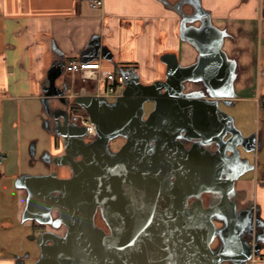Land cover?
Returning <instances> with one entry per match:
<instances>
[{"label": "crops", "instance_id": "crops-1", "mask_svg": "<svg viewBox=\"0 0 264 264\" xmlns=\"http://www.w3.org/2000/svg\"><path fill=\"white\" fill-rule=\"evenodd\" d=\"M96 1L0 0V196L14 188L18 223L34 221L54 236L68 234L61 209L30 213L32 183L51 175L74 177L81 160L68 153L67 125L74 124L73 111L87 113L77 99L97 94L103 71L125 72L133 83L151 85L165 82L176 64L180 71L193 70L180 80V94L218 108L249 102L258 110L257 97L264 96V0H102L95 6ZM76 60L99 62L101 69L67 72ZM228 118L229 133L235 132L233 186L213 191L218 201L211 209L220 230L231 227L258 253L221 264H264V118L257 112L256 130L248 135ZM87 137L93 142L98 134ZM4 139L12 141L10 149ZM184 142L188 149L213 144L199 135ZM244 151L254 154V162L245 161ZM248 171L252 176L242 177ZM10 219L0 213V239ZM38 239L33 240L41 250ZM1 243L0 264H19Z\"/></svg>", "mask_w": 264, "mask_h": 264}, {"label": "water", "instance_id": "water-1", "mask_svg": "<svg viewBox=\"0 0 264 264\" xmlns=\"http://www.w3.org/2000/svg\"><path fill=\"white\" fill-rule=\"evenodd\" d=\"M191 72L193 70L180 71L175 64L165 82L143 85L133 83L130 78L115 105L96 95H82L77 99L96 124L98 136L108 139V144L109 138L119 131L127 133L130 141L145 137L156 141L155 157L146 164L166 162L168 167H158L163 174H160L157 187L153 188L160 191L168 177H176L171 195L179 204L175 206L177 210L163 217L161 207L157 205L151 210L152 217L145 219L124 217L120 208L111 214L110 206L117 204L119 189L124 192L128 179L122 177L116 186L110 180L109 171L118 166L121 153L110 151V144L106 145L99 138L88 144L85 127L67 125V150L71 157L81 155L83 159L77 163L71 179H60L55 175L36 179L32 183L35 195L32 203L38 205L37 212L58 206L68 226V234L66 237L40 236V261L34 264H63L65 258L83 264H221L228 260H244L254 251L258 253L252 244L243 241L228 226L219 232L221 246L211 249L210 243L217 233L211 220L213 210L197 201L192 204L190 214L184 211L189 195L202 190L232 189L233 186V178L222 177L226 172V164L221 165L222 157L195 145L188 149L184 142L199 135L209 143L220 144L224 136L235 135L232 129L229 133L228 115L216 104L180 94L179 82ZM224 76L225 73L221 80ZM146 102H154V108L148 119L143 120ZM96 152L100 154L99 161L95 158ZM144 157L147 158V154L140 153L142 164L146 161ZM138 185L141 196L144 195L142 185L151 189L142 182ZM53 192L59 195L54 196ZM127 195L133 196L131 193ZM47 202L48 207L42 208ZM105 203L108 204L105 216L113 229L111 235L96 227L92 221L93 213L90 215L97 204ZM138 205L139 200L135 203L137 212ZM224 220L226 224L229 222L227 216ZM48 239L53 243H47ZM242 251L247 256H241Z\"/></svg>", "mask_w": 264, "mask_h": 264}, {"label": "flooded vegetation", "instance_id": "flooded-vegetation-1", "mask_svg": "<svg viewBox=\"0 0 264 264\" xmlns=\"http://www.w3.org/2000/svg\"><path fill=\"white\" fill-rule=\"evenodd\" d=\"M145 104V103H144ZM144 107V106H143ZM126 115V114H125ZM136 128L135 126H133ZM132 127V128H133ZM147 128V127H145ZM147 133V131L145 132ZM202 137V136H201ZM99 139H102L103 142L107 145L108 139L102 138L98 136ZM146 138V137H145ZM140 139L139 141L136 139H133V141H130V136L125 133V139L122 141V143L119 145L118 148L113 149L112 147V142L109 139V144H110V151L114 152H119L121 153L122 160L119 161L117 164L118 166L114 167L112 170L110 169V180L111 183L116 186L118 184L117 182L119 179H122V177H127L128 179L126 180V188L123 192V190L119 189L120 193H118L117 197V204H114V206H110V213L113 214L114 212L118 211L119 208L123 211L124 217L127 218H151L152 217V212L151 210L156 209V206L159 205L161 207L160 210V215L163 217H168L170 215V212L173 213V211L177 210L175 206L178 204L175 200H173V195H171V190L172 186L175 182L176 177H168L165 182L162 184V188L160 191L156 188V184H158V179H160V174L161 169H166L168 167V163L166 162H161L158 164H146L149 161H151V158L153 159L155 157V146H156V141L155 140H148V139ZM205 139L204 137H202ZM224 139V140H223ZM221 140V145L217 144L216 142H213L212 146L206 148V150L210 151L213 154H218L220 157H222V162L221 165L224 166L225 164H230V168L232 165H234V160L235 158L233 157L232 150L229 148L231 146V136L230 134L224 136ZM67 141H69V134L67 135ZM85 141L89 144L91 143L92 140H89V137L85 135ZM62 140L59 138L57 145L60 148ZM108 144V145H109ZM187 146V145H186ZM189 146V145H188ZM229 147V148H228ZM109 149V148H108ZM222 151V152H221ZM221 152V153H220ZM69 153V151H68ZM94 153V151H93ZM140 153L146 155L147 158H145L146 161H143L144 164L141 163L139 159ZM67 154V151H66ZM70 155V154H69ZM94 155V154H93ZM120 156V157H121ZM246 156V155H243ZM75 160H82L83 157L81 155L74 157ZM95 158L98 160H101L100 154L98 152L95 153ZM103 159V158H102ZM98 160V161H99ZM158 167H161L158 168ZM231 170H228V174L225 175L224 178H231ZM163 174V173H162ZM163 176V175H162ZM142 180V181H141ZM139 182H142L143 184H146L148 187L151 186V189L146 188L145 186L142 185L143 189L142 191L144 192V195L141 196L139 187L140 185ZM107 190V189H106ZM132 194V198L128 197L127 194ZM52 195L58 196V192H53ZM17 197V194L16 196ZM142 198L145 199L144 203L142 202ZM150 198V199H149ZM139 200V205L138 209L139 211H135V203ZM201 202L204 207L206 206L207 209H211V204L216 203L218 199L216 200V193L213 192L212 190H202L196 194L189 195L186 199V206H184V211L186 214H190L191 212V206L195 202ZM49 205V202L45 203L42 208H47ZM121 205V206H120ZM179 205V204H178ZM38 206V205H37ZM32 203V200L30 202V213H38L35 208L37 207ZM141 206V208H140ZM208 206H210L208 208ZM228 206V205H227ZM52 208V207H51ZM50 208V209H51ZM37 209V208H36ZM108 210V204H97L95 207V210L93 212H90V215L93 213V218L92 221L95 224L96 227L104 230V232L107 235H111L113 233V229L109 221L107 220L105 214ZM45 211V210H43ZM47 211V210H46ZM217 211L215 209L213 210V216L211 217V220L213 221L214 227H215V233L217 232V217H216ZM140 214V217H137V215ZM32 231L35 237H32V239H36L43 234H48V230L44 225H36V223L33 221L31 223ZM248 233H245L244 236H246ZM214 234V238H215ZM249 236V235H247ZM213 238L212 240V245L215 242V239ZM245 238V237H244ZM247 241V239L245 238ZM35 241V240H34ZM47 243L52 244V240L48 239ZM211 249L213 246H211ZM34 254V255H33ZM29 256V261L32 262L33 264L40 261V254L41 250L39 249L38 254L36 255V251L34 250V253ZM63 264H83V262L79 261H72V260H62ZM19 264H27L23 261H21ZM89 264V263H86Z\"/></svg>", "mask_w": 264, "mask_h": 264}, {"label": "rangeland", "instance_id": "rangeland-1", "mask_svg": "<svg viewBox=\"0 0 264 264\" xmlns=\"http://www.w3.org/2000/svg\"><path fill=\"white\" fill-rule=\"evenodd\" d=\"M262 34V39L264 40V25L261 31ZM84 80V79H83ZM86 81V80H85ZM99 92V91H98ZM97 92V93H98ZM97 97H101L100 95H97ZM106 101L111 104V105H115L118 103L119 98L117 97H106L105 98ZM151 105L152 103H145L144 104V113L142 115V119L143 120H147L148 116L150 115L151 110ZM220 108H222V110H224L223 112H225V114L231 115L234 117V123L233 125L236 126L237 128H239L244 134L248 135L252 132H254L256 130V116H257V107L256 105L252 104V103H245V102H236V104L234 106H228L225 105L223 103L219 104ZM231 123V121H230ZM232 124V123H231ZM231 126V125H230ZM111 140L112 147L113 149H116L119 147V145L122 143V141L125 139V133H123L122 131H119L117 133H115V135L111 138H109ZM2 138H0V153H2L3 151V147H2ZM4 144L7 145L5 146L7 149L11 148V144L12 141L11 140H5L4 139ZM10 147V148H9ZM247 160L246 162H254V154L252 152L249 151H244ZM233 155V154H232ZM234 156V155H233ZM3 164V163H1ZM0 164V166H1ZM230 164H226V172H224V174H228V170L229 169H235V166L232 165L231 168L229 167ZM254 172L253 171H248L246 172L242 177H248V176H252ZM0 186H2V183L0 182ZM3 191V189H2ZM11 191V190H10ZM16 190L13 188L12 192L5 194V197H1L0 196V213L1 214H8L10 216V222L11 224H9V228H7V230L4 231V233L2 234V237L0 239V241L3 243H1V248H4L3 245H5L8 254L16 256L17 259L20 258V260L18 261L19 263L21 261L27 263V264H33L32 262L29 261V256L32 255L34 253V247L36 248V242L32 239V237H35L32 231V227L30 225L25 226V225H21L20 223H18V221L16 220V213H17V203H16ZM217 222V233H216V237L214 244L212 245V243H210L213 250L216 249V245L221 243L220 241V227H221V222L216 220ZM8 223V222H7ZM249 234L250 231H248ZM247 240H250L251 236H244ZM33 240V242H32ZM39 252V248L37 246L36 248V255ZM34 255V254H33ZM253 260L255 258V254L253 255Z\"/></svg>", "mask_w": 264, "mask_h": 264}, {"label": "built area", "instance_id": "built-area-1", "mask_svg": "<svg viewBox=\"0 0 264 264\" xmlns=\"http://www.w3.org/2000/svg\"><path fill=\"white\" fill-rule=\"evenodd\" d=\"M103 4L102 0H97L95 6H100ZM89 69H101L99 62L93 61H72L66 65V71L72 73H78ZM263 71H260L262 75ZM131 78V75L125 72L119 74L114 71L102 72L99 79V92L97 95L101 97L122 96L125 88L127 86V81ZM86 80V78H84ZM258 103V115L259 118H264V96L259 95L257 97ZM72 121L75 125L85 127L87 135L90 137H95L97 134L96 124L91 121L87 113L83 111H73Z\"/></svg>", "mask_w": 264, "mask_h": 264}]
</instances>
